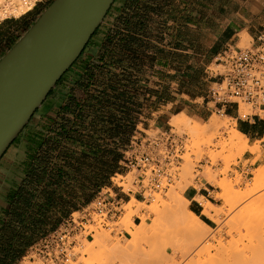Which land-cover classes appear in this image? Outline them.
<instances>
[{
  "label": "crops",
  "instance_id": "obj_1",
  "mask_svg": "<svg viewBox=\"0 0 264 264\" xmlns=\"http://www.w3.org/2000/svg\"><path fill=\"white\" fill-rule=\"evenodd\" d=\"M106 18L109 19L107 26L104 27L103 22L90 41L98 38L96 42L99 51L107 43V53L100 57L107 63V82L98 81V72L90 64L92 54L82 60L85 52L57 82L56 87L71 74L75 79V84L71 86L77 89L87 79L85 91L91 98H63L47 103L55 87L42 104L46 110L43 109L38 121L40 130L29 135L32 138H29L30 141L15 158L9 161L5 158L22 132L32 125L42 107L37 109L8 148L0 160V225L7 220L10 198L22 186V174L29 163L28 157L35 152L40 154L42 148L39 146L46 141H56L59 145L62 140H69L66 136L81 132L78 130L80 123L93 121L91 115L98 125H102V132L112 142L110 146L106 144L97 151L90 148V151H81L93 155L97 161L90 176L87 178L84 175L91 184L90 189L82 190L79 187L74 169L67 170L59 180L60 185L66 184V192L59 194L60 185L56 187L60 205L57 215L50 216L55 220L53 223H61L72 213L82 210L93 202L101 190L111 187L116 174L126 172L121 161L134 131L137 128L149 130L151 122L156 123L157 128H164L174 115L189 110L188 103L178 104L180 97L182 101H190L191 104L206 99L217 72L212 67L219 66L220 54L228 48H240L239 43L244 37L251 39V45L256 42L264 29V0H115ZM119 18L122 22H118ZM118 23H121L122 33ZM26 28L16 20L0 18V58L26 32ZM118 47L122 50L119 51ZM90 106L98 108L96 113H86V108ZM217 106L226 109L227 115L236 121V128L246 136L249 143L260 142L264 149V116L261 113L254 110L249 119H243L235 103H218ZM192 116L207 120L211 116L210 109H201ZM116 126L124 128V132L117 136L119 139H127L124 143L113 136L112 130ZM58 133L63 136L57 137ZM116 141H119L118 146L115 145ZM114 151L121 156L117 171L108 177H99L95 173L98 169L109 170L113 166L110 154ZM63 153L57 149L52 154L40 188L32 190L34 202L44 201L40 191L51 185L57 167L64 162ZM99 182L102 185L97 187ZM210 194L208 186L200 189L188 187L184 192L189 201L188 210L212 227V218L203 213L204 208L196 199L197 196L208 199ZM61 204L66 205L61 207ZM70 204H77L76 209L70 207ZM52 224L46 227L47 231L51 230ZM28 250L10 264H24L23 259Z\"/></svg>",
  "mask_w": 264,
  "mask_h": 264
},
{
  "label": "rangeland",
  "instance_id": "obj_2",
  "mask_svg": "<svg viewBox=\"0 0 264 264\" xmlns=\"http://www.w3.org/2000/svg\"><path fill=\"white\" fill-rule=\"evenodd\" d=\"M52 1L35 0L26 12L17 15L6 7L9 0H0L1 18L16 20L27 27L25 29L27 30ZM108 20L104 19V27L107 26ZM118 22H122L121 18ZM120 24L118 23L119 31L122 33ZM96 40L98 38L89 41L83 51L85 53L82 55V60H86L88 54H92L93 59L90 64L94 67V71L98 72V81L105 83L107 82V63L100 57L107 53V43L104 44V49L101 46L99 51V44ZM250 46L251 39L248 37L242 38L239 43L240 48ZM118 49L122 50L121 47ZM212 68L215 72L221 70L222 66L214 65ZM86 80L80 84L82 86L73 89L71 85L75 84V79L71 74L67 75L48 97L47 103L63 98H74L75 100L91 98L85 91ZM182 102L188 103L190 107L183 113L191 118L190 121L193 124L205 130V132L200 130L203 134H196L200 136L194 137V133L191 135L186 127L177 128L170 123L164 128H157L156 123L151 122V128L147 130L149 134H156L159 129H172V132L183 138L182 160L179 167L174 168L170 184L160 191L146 193L145 200L139 194V187L133 184L135 172H130L124 178V183L127 184V188L132 189L129 192L130 196L126 198V201L130 198L131 200L123 206L121 217L109 229L102 226L97 228L96 225L88 224L86 228L95 229L94 235L88 240L85 237L88 231L81 233L79 242L74 249L75 259L71 264H264V184L258 191H253L255 172L260 167L264 168V149L261 143H249L247 139V147L250 149L244 153L231 148L228 140L230 136L235 135L237 128L236 121L227 115L226 109H219L218 103L210 96L192 104L190 101H182V97H180L178 104ZM41 107L39 108L41 111L36 114L32 125L22 132L16 144L8 151L5 156L8 161L15 158L20 150L27 145L30 141L29 138H32V136L29 137L30 134L34 135L37 130H40L38 121L42 116L43 109L46 110L43 105ZM96 109L98 108L95 106L87 107L86 113L94 114ZM201 109L206 111L210 109L211 115L214 113L213 116L215 115L219 121L217 127L208 126L209 118L203 120L192 116L193 113L199 112ZM240 111V116L251 113V106L241 102ZM261 114L264 116V112ZM94 118L91 115L92 122L80 123L78 130L81 132L76 131L78 133L76 135L81 136L84 142L100 144L104 147L106 144L110 146L112 139L102 132V125H98ZM59 145L58 149L71 155L69 159L74 165V172L78 175L90 176L91 169L94 168L97 161L92 157L93 155L81 153L84 149L90 151L89 147L70 140H62ZM188 157L191 163L189 164L190 171H192L187 178L189 187L200 189L208 186L211 189L208 199L215 206L214 212L218 213L217 218L212 219V227L202 230L198 234L189 233L177 224H171V218L168 217V210L174 204V199L167 193L181 180V173L186 168V158ZM120 178L122 177L119 176L114 181L120 183ZM65 188L66 184L62 183L59 194L66 192ZM135 199L139 200L140 204L135 202ZM142 203H145L144 206L141 205ZM230 204L233 205L231 210H229ZM61 207H65V205H61ZM128 207L134 209L129 223L124 220ZM164 208H168V210ZM57 209L58 204L51 209L50 216L57 215ZM144 216L147 217L146 223L141 225ZM53 221L55 222L54 219ZM103 237L107 238L108 242L111 239L109 244L106 242L107 245L100 244V246L93 242L97 239L103 240ZM92 242L94 245L91 247ZM23 263L43 264L42 259L37 255L34 258L29 256L24 258Z\"/></svg>",
  "mask_w": 264,
  "mask_h": 264
},
{
  "label": "built area",
  "instance_id": "obj_3",
  "mask_svg": "<svg viewBox=\"0 0 264 264\" xmlns=\"http://www.w3.org/2000/svg\"><path fill=\"white\" fill-rule=\"evenodd\" d=\"M218 62L222 68L214 76L209 96L221 104L235 103L239 112L241 102L249 104L251 111L264 112V29L250 47L228 48L220 54ZM252 115L251 112L240 117L249 119ZM183 148V138L172 129L149 134L137 128L123 152L121 166L126 173L116 174L114 178L121 176L120 183L113 181L92 203L64 219L56 229L34 243L25 258L37 255L43 264H71L81 233L88 231L86 238L94 235L95 229L86 228L88 224L109 229L121 217L123 206L131 200L126 201V198L132 191L126 187L124 178L135 172L133 184L146 200V193L160 191L170 184L174 168H178L182 160Z\"/></svg>",
  "mask_w": 264,
  "mask_h": 264
},
{
  "label": "water",
  "instance_id": "obj_4",
  "mask_svg": "<svg viewBox=\"0 0 264 264\" xmlns=\"http://www.w3.org/2000/svg\"><path fill=\"white\" fill-rule=\"evenodd\" d=\"M115 0H53L0 58V160L81 56Z\"/></svg>",
  "mask_w": 264,
  "mask_h": 264
},
{
  "label": "trees",
  "instance_id": "obj_5",
  "mask_svg": "<svg viewBox=\"0 0 264 264\" xmlns=\"http://www.w3.org/2000/svg\"><path fill=\"white\" fill-rule=\"evenodd\" d=\"M124 128L116 126L112 130L113 136L117 138L120 136ZM77 132L67 134L66 136L72 142H79L85 147L94 149L97 151L101 145L84 142L81 136H77ZM63 136L62 133H58L57 137ZM119 139V138H117ZM124 143L127 139H119ZM116 141L115 145L118 146ZM42 148L40 154H33L28 157L29 163L24 167L22 174V186L12 195L10 198V207L6 211L7 220L0 225V263L10 264L20 256L24 255L29 247L40 240L43 236L50 231L56 229L60 222L53 223V218L50 217L51 209L60 201L56 198V187H59V180L62 179L65 172L73 169V165L70 162V154L63 153L64 162H62L56 169V175L51 185H47L41 189L40 196L43 197V202H34V193L32 190L37 187L40 188L41 182L44 180V172L47 167L48 161L55 150L59 148L58 142L46 141L39 146ZM113 158V166H110L109 170L102 168L95 172L99 177H108L118 169L117 163L120 160V154L116 151L111 153ZM78 178V185L82 190L90 189L89 180L86 181L84 175L76 174ZM102 182H99L97 187H100ZM62 205V204H61ZM66 204H63L64 206ZM70 207L75 208L77 204H70ZM50 221L48 222V219ZM208 223L207 218H203ZM53 223V224H52ZM52 224L50 231H47L45 227ZM42 228V230H41ZM40 232H43L40 234Z\"/></svg>",
  "mask_w": 264,
  "mask_h": 264
},
{
  "label": "bare ground",
  "instance_id": "obj_6",
  "mask_svg": "<svg viewBox=\"0 0 264 264\" xmlns=\"http://www.w3.org/2000/svg\"><path fill=\"white\" fill-rule=\"evenodd\" d=\"M34 1L35 0H9L8 4L6 5V7L8 9H11V11L16 13L17 15H19V14H22V13L26 12L29 9V7L34 4ZM4 13H5V11H4ZM213 114L209 118V123H208L209 125L208 126L217 127L218 124H219V121H218V118L215 117V115L213 116ZM190 119L191 118H189L186 114L180 113V114H176V115H174L172 117V119L170 121V124L175 126V127H177V128H179L181 126H184V127L187 128V130H189L191 135H192V133H194L193 134L194 137L195 136L199 137L200 135L197 136L196 134H200L201 133L200 130L202 131L204 129L203 128L201 129L198 125L193 124L192 121H190ZM203 132H205V130ZM203 132L201 134H203ZM201 137H203V136L201 135ZM228 144L231 146V148H234V149L238 150L241 153H244L245 151L250 149V148L247 147V138H246V136L243 135L238 129L235 130V135L233 134V136H230V138L228 140ZM186 159H187L186 164H185L186 168L184 167L185 169L181 173L182 174L181 175L182 176L181 180L178 181V183H176V185L172 186L170 191H169V193H167L169 196H171L174 199V201H173L174 204L171 206L168 203L171 206V209L170 208H169L170 210H168V208H166V209L168 210V213H169L168 217L171 218V224H177L178 226H180V228L185 229L189 233L198 234L202 230L203 231L204 230H208L210 227L204 221H202L200 219V217H198L196 214L190 212L188 210V208H187V206L189 204V201L184 196L183 193L189 187V181H187V178H188V175L190 174V172H192V171H190V167L191 166H189V164H191V163H190L189 157L186 158ZM253 183H254V187H253L254 190L253 191H256V190L258 191V189H260V187H262V185L264 184V168L263 167H260V168H258L256 170ZM196 199L203 206V208H204L203 213L205 215H207L208 217H210L212 219H216L217 218V214L218 213L214 212L215 206H214V204L211 201L207 200L203 196H197ZM134 201L138 202V203L140 202L137 199H135ZM144 204L145 203H142L141 205L144 206ZM164 206H166V205H164ZM232 207H233V205L230 204L229 205V210H231ZM128 208L129 209L126 211V213L124 215V220L127 223H129L128 221H130V219L132 217V214H133V211H134V209L132 207H128ZM146 219H147V217L144 216L143 219H142L141 225H144L146 223ZM99 240L97 239V241H95V240L94 241L92 240V241L94 243L95 242L98 243L99 245L100 244H103V245L106 244L107 245V243H106V242H108L107 238L105 239L103 237V240L102 239L100 241ZM110 241H111V239H110ZM109 242H108V244H109ZM94 243L91 244V247L94 245ZM98 244H96V245H98ZM105 247H107V246H105Z\"/></svg>",
  "mask_w": 264,
  "mask_h": 264
}]
</instances>
